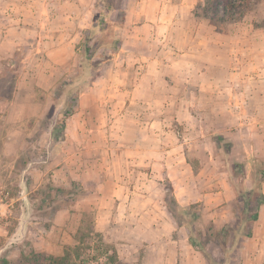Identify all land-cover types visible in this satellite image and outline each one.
<instances>
[{
	"label": "rangeland",
	"instance_id": "1",
	"mask_svg": "<svg viewBox=\"0 0 264 264\" xmlns=\"http://www.w3.org/2000/svg\"><path fill=\"white\" fill-rule=\"evenodd\" d=\"M95 1L0 0V257L60 255L88 224L120 264H200L163 197L171 186L181 205L201 202L202 219L225 226L228 241L239 237L232 230L248 231L247 215L264 197V0L225 23L197 14L201 0H114L164 26L154 44L172 65L161 68L157 93H133L138 74L129 66L122 82L120 57L110 60L95 33L102 75L66 116L60 82L77 74L75 45ZM72 181L89 189L74 202L54 191ZM256 223L251 236L261 245L264 201Z\"/></svg>",
	"mask_w": 264,
	"mask_h": 264
},
{
	"label": "trees",
	"instance_id": "2",
	"mask_svg": "<svg viewBox=\"0 0 264 264\" xmlns=\"http://www.w3.org/2000/svg\"><path fill=\"white\" fill-rule=\"evenodd\" d=\"M258 0H201L196 5L197 14L215 23H225L242 19L252 8V5ZM95 11L92 14L89 27L83 32V39L76 45L77 74L69 77L67 81L60 82L63 89L60 91L59 100L63 103L65 109L64 115L72 114L74 103H76L79 93L88 87L100 74L103 69V59H98L91 52L90 39L95 33L102 34V41L98 47L106 48L110 54L119 50L122 44L121 26L124 10L115 6L114 0H96L94 3ZM79 52V48H82ZM109 54V55H110ZM8 72L13 71V60L7 65ZM0 70V80L4 77ZM8 95L3 99L7 102L12 90L7 89ZM3 93V92H1ZM72 93L68 97V95ZM63 114V113H62ZM61 112H58L60 117ZM65 123H57L52 132L62 129ZM219 146L220 136L215 137ZM261 179L264 180V169L259 172ZM54 191L65 194L72 202L81 198L89 191L88 186L79 181H72L69 188L55 187ZM164 207L177 226L187 229V238L189 243L195 249H198L212 263L209 245H215L224 254V261L214 264H230L233 253L236 251L238 241L241 237H250L253 222L258 218V210L263 204L264 197L256 200L253 204L255 211L247 215L248 231L240 232L232 230L237 236V242L226 240L228 230L225 226H218L211 219L203 220L204 207L201 202H192L188 205H181L174 197L173 189L168 187V192L163 197ZM202 222L200 227L196 228V222ZM238 227V225H237ZM234 237V236H233ZM75 243L66 245L63 253L55 255L44 251H30L28 254H20L16 261H11L6 257H0V264H120L115 248L104 242L100 232L95 231L91 225L79 227L75 237Z\"/></svg>",
	"mask_w": 264,
	"mask_h": 264
},
{
	"label": "crops",
	"instance_id": "3",
	"mask_svg": "<svg viewBox=\"0 0 264 264\" xmlns=\"http://www.w3.org/2000/svg\"><path fill=\"white\" fill-rule=\"evenodd\" d=\"M137 6L138 5H135V3L132 7H130V5L121 6V8L124 10L123 21L121 26L122 44L119 50L112 53V57L109 59H113L115 55L117 57H120L119 59L121 65L123 66L121 74H124L122 75L124 77L122 78L121 76L120 78L122 82L125 79V76L127 77L129 71L133 70L138 74V84L133 89V93H146V90H148L147 93H157L158 89L155 87V83L156 81H158L161 68L165 67L166 65H172L167 64L164 59L160 56V52L158 51V49L161 48V45L159 47L154 44V42L159 39L158 36L160 34H163L161 33L160 29H162L161 27L164 26H160L157 24H149L148 22H153L154 16L149 15L148 13H144L143 10L137 8ZM91 18L92 15L90 16L88 24L85 27L86 29L90 25ZM146 20H148V22H146ZM143 46L145 47L144 49L141 48ZM123 62H125L128 67L125 66L124 68ZM164 62L166 63L165 65ZM111 64H107L106 66L111 67ZM106 66H104V68ZM129 66H131V70ZM125 70L126 72H124ZM101 75L102 72L99 74L98 77H100ZM92 83H94V81ZM144 83L146 85H144ZM91 84L89 86H91ZM256 222L257 220L253 222L254 227L252 225V232H254V228H256ZM186 240L187 244L192 248V245L189 243L188 238ZM257 242L258 241H256L252 236L240 238L236 251L233 254V256L236 255L238 257V264H264V244L257 245ZM252 244H256L255 247L257 251L252 252V254L250 255L251 252H249V250ZM219 252L223 255L224 258V254L220 249ZM213 255L214 253H211V256ZM195 257L197 261H201L200 264L216 263H212L199 251L197 252V255H195ZM233 258L234 257H232V260Z\"/></svg>",
	"mask_w": 264,
	"mask_h": 264
}]
</instances>
